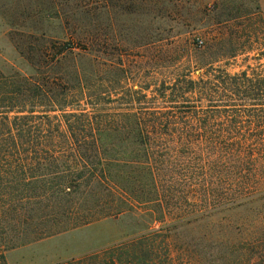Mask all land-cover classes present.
Masks as SVG:
<instances>
[{
	"label": "trees",
	"instance_id": "1",
	"mask_svg": "<svg viewBox=\"0 0 264 264\" xmlns=\"http://www.w3.org/2000/svg\"><path fill=\"white\" fill-rule=\"evenodd\" d=\"M79 34L74 40L85 54L86 46H98L94 28L83 39ZM249 40L218 32L199 55V79L169 87L170 98L196 95L197 104L182 113L193 115L196 128L204 130L195 136L194 157L183 143L178 171L168 163L170 143L164 139L176 133L155 132L169 127V121L156 122L155 109L144 125L133 114L132 133H104L95 116L64 110L74 100L90 98L79 79L76 89L58 93L55 79L44 73L39 81L0 73V264H7L10 250L124 213L150 225L138 223L119 241L56 264H264V213L247 225L244 240L234 243L235 256L229 251L228 224L220 217L247 201L264 200V73L230 74L221 66L251 50ZM263 43L264 10L258 4V59ZM74 50L66 43L51 63L61 65ZM43 101L53 109L38 115L35 109ZM56 109L62 115L50 116ZM239 129L261 133L258 149L228 145L227 133ZM127 142L120 157L114 155ZM196 228L198 235L181 237L183 229Z\"/></svg>",
	"mask_w": 264,
	"mask_h": 264
},
{
	"label": "rangeland",
	"instance_id": "2",
	"mask_svg": "<svg viewBox=\"0 0 264 264\" xmlns=\"http://www.w3.org/2000/svg\"><path fill=\"white\" fill-rule=\"evenodd\" d=\"M258 4L264 10V0H0V73L30 75L38 81L44 73L55 79L53 86L58 93L65 87L76 89L79 79L90 98L71 100L72 108L64 110L95 116L104 133H132L133 114L137 113L144 125L150 119L147 114L155 109L157 123L169 121L168 130L162 127L155 132L176 133L164 139L170 143L168 163L178 171L182 165L179 152L187 144L190 158L198 154L195 136L204 130L196 128L193 115L182 113L183 107L197 104L196 95L170 98L169 87L199 79L196 63L203 59L199 55L218 32L234 41H253L246 44L252 47L246 54L221 64L228 73H264V54L258 59ZM226 20L229 23L217 30L215 24ZM93 28L98 46H86L89 53L85 54L82 44L74 39H80L79 31L81 39L85 38ZM66 43H73L76 50L61 59V65H53L52 57ZM260 48L264 53V43ZM50 107L43 101L35 113L41 115L53 109ZM49 115L60 117L62 113L56 109ZM237 131L241 133L225 134L228 145L258 149L261 133ZM127 144L114 155L120 157L119 151ZM214 146L226 148L224 144ZM174 147L177 154L172 152ZM121 170V165L115 169ZM113 177L121 179L116 173ZM245 187L244 191H251L250 186ZM263 213L264 200L255 198L220 216L228 224L226 236L232 256L239 251L234 243L244 240L249 224L258 223ZM138 223L150 225L146 218L136 220L125 213L103 219L10 250L6 263H61L119 241ZM199 233L197 228L183 229L181 237Z\"/></svg>",
	"mask_w": 264,
	"mask_h": 264
},
{
	"label": "built area",
	"instance_id": "3",
	"mask_svg": "<svg viewBox=\"0 0 264 264\" xmlns=\"http://www.w3.org/2000/svg\"><path fill=\"white\" fill-rule=\"evenodd\" d=\"M197 43H198V46H201L202 45V41H197Z\"/></svg>",
	"mask_w": 264,
	"mask_h": 264
}]
</instances>
